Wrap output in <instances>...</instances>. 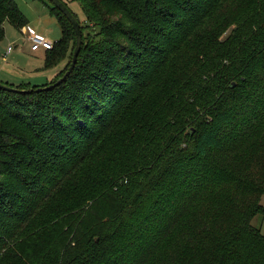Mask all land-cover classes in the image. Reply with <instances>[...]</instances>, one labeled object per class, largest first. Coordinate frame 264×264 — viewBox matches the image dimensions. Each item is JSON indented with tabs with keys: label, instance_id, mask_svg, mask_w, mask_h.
<instances>
[{
	"label": "trees",
	"instance_id": "trees-1",
	"mask_svg": "<svg viewBox=\"0 0 264 264\" xmlns=\"http://www.w3.org/2000/svg\"><path fill=\"white\" fill-rule=\"evenodd\" d=\"M60 1L67 78L0 81V264H264V0Z\"/></svg>",
	"mask_w": 264,
	"mask_h": 264
},
{
	"label": "rangeland",
	"instance_id": "rangeland-1",
	"mask_svg": "<svg viewBox=\"0 0 264 264\" xmlns=\"http://www.w3.org/2000/svg\"><path fill=\"white\" fill-rule=\"evenodd\" d=\"M14 2L17 4L18 9L22 13L23 17L27 20L28 25H26V28L37 32L35 27H38L41 30V32H38L41 33L44 36V39L52 45L55 41L60 39V27L56 18L50 15L49 2L46 0H14ZM68 8L73 14H75V16H77L78 20L82 22L84 16L81 14L79 4L77 2H70L68 3ZM3 29L5 37L0 42V68L5 70L4 68H8V66H17L15 69L17 72H19L18 74H20V77L28 78L30 81L29 85L31 86H34V83H37L40 80L38 78L39 76H46L50 81L52 78L51 73L54 72V69L50 71L43 70L42 68L44 64L40 65L38 68H36V70H34L36 72L32 73H28V70L23 69L20 63L23 59L26 60L29 58L26 48L30 49V44L23 41L21 33H19V31H17L8 21H6L3 25ZM9 45H15L14 51L10 54H6L7 46ZM38 52L40 56L43 53L45 54L43 49L39 50ZM19 53H21L23 57L18 55ZM19 61L20 63H18ZM36 78L37 80H35ZM0 81L3 82L4 80ZM3 83H5V81ZM262 205H264V197L262 199ZM251 224L254 227H260L263 225L262 233L264 234V215L256 216Z\"/></svg>",
	"mask_w": 264,
	"mask_h": 264
},
{
	"label": "crops",
	"instance_id": "crops-1",
	"mask_svg": "<svg viewBox=\"0 0 264 264\" xmlns=\"http://www.w3.org/2000/svg\"><path fill=\"white\" fill-rule=\"evenodd\" d=\"M35 30L37 31L35 33H38L40 36H42L44 38V36L41 33H39V32H41V30L38 27H35ZM12 46L15 47V45H12ZM26 52H27V55L29 56V58H27L26 60L23 59L21 61V63H20V61L18 63L21 64V66L23 67V69L28 70L27 71L28 73L36 72L34 70H36V68H38L40 65L44 64L45 54L43 53L40 56L39 52H31V49H27V48H26ZM18 55L22 56L21 53H19ZM16 67L17 66H8V68H4L5 70H3V69L0 68V80H4L5 81V84H10V85H12L14 87H17V86H20V85H23V84H30V81H29L28 78H25V77L22 78V77H20V74H18L19 72H17V70L15 69ZM55 73H56V70H54V72L51 73V76H52L51 80H53V76L55 75ZM38 78L40 80L37 83H34L35 84L34 86H37L38 87L40 85H44V84H46V83L49 82L48 77H46V76H44V77L39 76ZM35 80H37V78ZM263 197L261 198V201H260L261 205H262V199H263ZM262 206L264 207V205H262ZM259 228L261 229V231H263V225L260 226Z\"/></svg>",
	"mask_w": 264,
	"mask_h": 264
},
{
	"label": "water",
	"instance_id": "water-1",
	"mask_svg": "<svg viewBox=\"0 0 264 264\" xmlns=\"http://www.w3.org/2000/svg\"><path fill=\"white\" fill-rule=\"evenodd\" d=\"M50 3H52L54 5V7H56L64 17H66L68 19V21L71 23L72 25V28L74 30V32L76 33V42H75V50L73 52V56H72V59H71V65L70 67L68 68V71L56 82L54 83V85H51V86H48V87H39L38 89L34 90L36 92H39L41 90H49L51 88H53L54 86L56 85H59L62 81H64L68 74L73 70V68L75 67L76 65V60H77V57L80 53V50H81V43H82V32L80 31V26L76 20V18L72 15V13L70 12L69 8L66 7L64 5V3H62L60 0H46ZM0 90H3V91H6V92H12V93H19V94H23V93H29L31 91H26V90H23V91H19L15 88H12L10 86H6L4 84H1L0 83Z\"/></svg>",
	"mask_w": 264,
	"mask_h": 264
},
{
	"label": "built area",
	"instance_id": "built-area-1",
	"mask_svg": "<svg viewBox=\"0 0 264 264\" xmlns=\"http://www.w3.org/2000/svg\"><path fill=\"white\" fill-rule=\"evenodd\" d=\"M19 33H21L23 41L30 44L29 48L32 52H38L40 49H43L45 52H47L53 49L52 44H50L38 33H35L32 29L26 28V26H23L21 30H19ZM13 50L14 47L12 45L7 46L6 54H10Z\"/></svg>",
	"mask_w": 264,
	"mask_h": 264
}]
</instances>
